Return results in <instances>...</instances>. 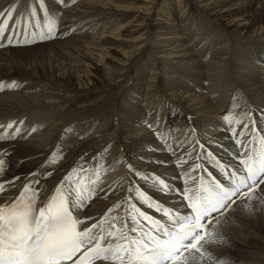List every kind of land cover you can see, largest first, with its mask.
<instances>
[{
    "label": "bare ground",
    "instance_id": "1",
    "mask_svg": "<svg viewBox=\"0 0 264 264\" xmlns=\"http://www.w3.org/2000/svg\"><path fill=\"white\" fill-rule=\"evenodd\" d=\"M30 2L37 0H0V13L20 14ZM56 7L55 39L0 47V153L7 152L0 206L31 179L45 199L69 172L86 192L97 190L77 210L94 217L86 224L130 186L172 205L192 163L219 175L207 152L237 163L238 121L237 133L249 117L264 129V0H64ZM41 47L44 59L26 56L35 74L21 73L12 52ZM137 170L175 191L161 192ZM246 203L221 218L218 242L206 246L216 264H264V209ZM124 216L121 204L108 222L119 227Z\"/></svg>",
    "mask_w": 264,
    "mask_h": 264
},
{
    "label": "snow or ice",
    "instance_id": "2",
    "mask_svg": "<svg viewBox=\"0 0 264 264\" xmlns=\"http://www.w3.org/2000/svg\"><path fill=\"white\" fill-rule=\"evenodd\" d=\"M57 4L64 5V0H37L27 13V22L21 25L18 21L10 31L13 13H0V47H23L55 39L56 28L49 15L57 12ZM3 87L0 84V90ZM14 123L6 127L12 129ZM254 125L249 117L239 133L232 131L237 146L235 165L222 163L207 152L218 168V176L195 163L188 172H182L183 187L175 192L177 203L172 205L154 201L139 187L130 186L127 197L95 222L86 224L94 217L81 218L77 210L97 194L95 188L86 192L69 172L41 200L35 187L40 181L29 180L18 196L0 206V264H216L206 246L218 242L221 218L233 211L238 201H246L245 207L257 198L264 203V197L257 196V190L264 193V129L257 130ZM19 131L16 128L8 138H14ZM157 136L160 138L158 130ZM196 144L204 150L198 140ZM4 155L7 152L0 153ZM178 159L182 161L183 157ZM5 163L0 158V174L5 172ZM128 167L131 171L132 166ZM190 172L196 175L190 176ZM135 174L145 180L153 179L163 193L175 191L163 180L149 178L138 170ZM15 179L19 177L7 183L12 184ZM6 190L5 183L0 182V192ZM134 199H139L152 214L138 208ZM121 204L125 206V216L118 227L108 222V215Z\"/></svg>",
    "mask_w": 264,
    "mask_h": 264
},
{
    "label": "rangeland",
    "instance_id": "3",
    "mask_svg": "<svg viewBox=\"0 0 264 264\" xmlns=\"http://www.w3.org/2000/svg\"><path fill=\"white\" fill-rule=\"evenodd\" d=\"M158 2V1H157ZM37 4V3H36ZM36 4H30L29 5V8H28V10L27 11H29L30 10V8L31 7H33V6H35ZM183 9V7H181V10ZM12 10H14V7H12V8H10L9 10H4V11H2L1 13H6V12H9V11H12ZM13 13V15H12V18H16V15H15V12H12ZM49 18H50V20L52 21V23L54 24V26H55V28H56V33H57V31H58V21L55 19V17L52 15V13L50 12V15H49ZM37 44H35V43H31V44H29V45H27V46H23V47H17V46H6V47H4V48H8V47H12V48H29V47H33V46H36ZM33 54H39V59L40 60H42V59H44V55H43V48L41 47V48H37V49H33L32 51H27V52H25V53H21V54H19V53H15V52H12V55H14L16 58H18L20 61H18V65H17V67L19 68V70H20V72L21 73H23V74H28V75H34L35 73H34V66L32 65V64H28V61H27V58H26V56H31V55H33ZM50 79L52 80V81H55V82H57V81H59L58 79H55L52 75L50 76ZM263 120V119H262ZM264 121V120H263ZM199 158H201V157H199ZM261 187H262V185H261ZM39 191H40V189H39ZM264 193H260L259 191H257V196L258 197H264V195H263ZM263 195V196H262ZM251 203H253V207L254 208H256L257 210H259V211H262L263 209H264V206L263 205H261L262 203H261V200L259 199V198H257V199H253L252 201H251Z\"/></svg>",
    "mask_w": 264,
    "mask_h": 264
}]
</instances>
